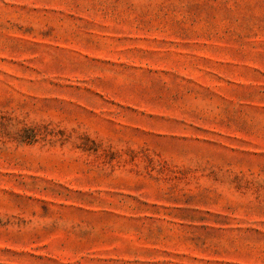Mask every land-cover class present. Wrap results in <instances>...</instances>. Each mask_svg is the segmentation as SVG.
Here are the masks:
<instances>
[{"label":"rangeland","instance_id":"rangeland-1","mask_svg":"<svg viewBox=\"0 0 264 264\" xmlns=\"http://www.w3.org/2000/svg\"><path fill=\"white\" fill-rule=\"evenodd\" d=\"M0 264H264V0H0Z\"/></svg>","mask_w":264,"mask_h":264}]
</instances>
